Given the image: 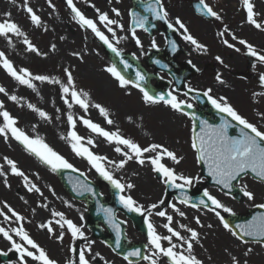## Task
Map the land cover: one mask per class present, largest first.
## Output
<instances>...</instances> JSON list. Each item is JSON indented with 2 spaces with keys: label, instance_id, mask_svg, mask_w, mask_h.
Returning <instances> with one entry per match:
<instances>
[{
  "label": "snow or ice",
  "instance_id": "obj_1",
  "mask_svg": "<svg viewBox=\"0 0 264 264\" xmlns=\"http://www.w3.org/2000/svg\"><path fill=\"white\" fill-rule=\"evenodd\" d=\"M47 2L50 7L55 8L52 0H47ZM65 3L72 13V20L86 33L90 32L102 46H105L118 58V63L122 65L123 71L121 67H118L117 62L109 63L103 70L115 79L118 86L125 90L127 95H131V92L128 91L129 89H136L141 93V100L145 105L155 106L162 104L190 119V148L193 150L194 159L198 164L202 165L201 171L206 168L207 177H210L220 187L221 191L228 190V194H230L234 186L249 174L257 182L264 184V126H261L260 123L264 121V110H257L256 122H253L234 107L227 97H214L212 88H207L201 93L200 90L189 85L184 96L187 97L189 93H197L195 98L199 99L200 95H202L207 98L216 113L220 114V122L218 124L210 123L207 119H201L195 112L187 111L194 109L196 105L190 103L187 99H180L176 94L178 89H171L166 93L150 90L147 87L149 75L140 67H134L125 58L123 50L119 47L121 42L131 39L140 49L141 54L147 55V52L144 51V43L137 35V29L149 32V26L155 27V24H152V20H155L163 21L169 29L178 32L182 39L192 45L197 52L208 51L207 46L192 35L188 26L179 16L175 18L174 22L169 19L170 13L165 7L164 0H140L143 5V12L147 13V15L135 9H130L128 12L130 28L126 35L120 34L125 32V25L121 22L120 18L123 13L119 7L113 6L108 10H102L95 3H89V0H84V3L94 9L96 14L95 17H89L77 6L76 0H65ZM108 3L112 4L113 0H108ZM115 3L119 4L121 0H115ZM242 6L245 13L244 22L264 33V11L259 8L257 0H242ZM24 10L27 12L32 25L37 28L43 27L45 32L49 31L44 26L41 16L30 6L28 0H24ZM196 10L202 16L214 18L222 23L223 28L217 35L223 39V43L227 48L241 52V47H238V44L243 47L246 55L253 57L256 63L264 65V50H258L248 39L239 37L234 31L229 29L227 24H223L224 17L221 12L210 5L207 0H199L196 4ZM6 16L9 18L0 21V37L4 38L7 44L15 47L13 37L23 38L22 43L27 53L44 58H47L50 53L58 51V45L50 43L49 51L42 52L28 38L21 25L10 19L11 13H6ZM226 36H230V39L225 38ZM60 39L63 40L64 37ZM85 40H87V36H85ZM169 44L171 45V50L175 53L178 50L176 41L170 40ZM150 47L152 49L159 48L154 38L150 42ZM69 55L83 62L85 52L71 51ZM132 56L133 59H139L136 53H132ZM215 59L220 64H224L221 56L218 55ZM153 63L160 65L161 61L154 60ZM188 63L191 64L192 62L188 61ZM256 63L253 64V68L256 67ZM162 67L167 68V65H162ZM192 67L195 68L196 66L193 64ZM0 69L16 83L37 95H40L39 84L57 87L60 100L66 105V109L62 114H66V121L69 125V130L61 139L66 141L75 156L86 161L87 165H89V171L94 170L112 189L116 190L117 201L123 209L128 213H136L144 218L147 242L143 249L133 248L122 255L126 264H137L138 261H147V264H205L204 260L195 254L196 245L199 244L200 247H203L201 233L197 228L185 223H179L176 220L177 216L187 219L186 211L178 205L195 209L198 212L213 213L223 229L237 241L248 245L251 240L264 249V211L252 216L246 222L233 224L222 213L235 216L234 210L226 206L207 189L204 190L202 197L198 201H194L193 197L188 195L187 190L191 189L194 183L201 182L202 177L199 175H187L179 171V167L185 161V156L161 143L153 142L141 145L135 139L122 134L119 128L110 130L109 127L93 121L88 115L91 108H95L100 116L103 117L105 125H115L109 109L100 103H94L90 93L77 86L71 66H61L59 75L34 73L27 67L17 68L6 52L0 51ZM127 70L134 71V79L125 75ZM216 80L220 84L225 83L220 75L216 76ZM259 81L264 85V72L259 75ZM0 96L19 105L21 108L26 107L44 122L51 123L54 118L60 119V115L54 117L37 104L31 102L22 103L23 97L11 94L2 85H0ZM5 99H0V138H3L6 143L10 140L17 142L28 154L35 157L53 173L70 170L71 172L79 173V177H84V179L78 177L73 182L72 191L77 196L89 194L96 199L98 214L103 213L105 220L116 233L115 246L112 250L120 254L119 250L124 239L121 225L127 222L118 221L115 209L105 207L104 204L99 202V197L103 196V192H97L96 188L88 182L87 173L77 168L38 133L33 135L20 127L19 118L14 116L7 108ZM74 108L80 109L83 114L75 115L71 111ZM56 112L61 113V109L57 108ZM129 120H131V117H129ZM78 125L83 126L91 135H81L77 130ZM36 128L37 125H33V132H35ZM236 129H239L238 134H230V130L234 131ZM96 138H100V140L110 146L112 151L118 156V159H112L108 155L94 151V149L99 147ZM2 159L4 163H0V177L3 178L5 186L11 188V184L8 182V176L11 174L22 178L27 192L38 194L42 201L47 200L42 188L18 166L16 160L8 156H4ZM131 163L140 167H149L166 188L179 190V196L176 197L177 202L165 204V199L162 198L158 202L145 205L135 199L131 191L137 185L117 175V172L125 170ZM5 166H7V171ZM36 176L39 177V173H36ZM240 187L243 196L252 201L255 208L264 209V202L255 203L257 199L255 191L250 189L247 184H242ZM48 190L53 196L56 195L54 187L49 186ZM21 199L24 198L21 197ZM24 202L27 203L28 201L25 200ZM66 203L69 208L73 207L70 202ZM4 206L8 209V212L0 209V216H3L6 221H11L15 218V221L21 223L10 230L0 226V236L9 241L12 248L20 254L21 264H28L26 258H31L36 264H59V261L52 258L46 249L24 229L22 222L25 217L15 209H12L6 202ZM38 207L49 209L51 216L56 218L41 223L39 225L41 229L46 230L51 237L60 243L64 241L66 234H70L73 243L69 248L71 257L67 264H92L89 254L92 253L94 241H90L85 247L79 249L75 245V241L86 239L82 226L67 218L63 211L50 209L47 202H41ZM9 212L11 215L8 214ZM153 216L163 219L162 228L166 230V234L162 233L158 226L153 223ZM80 218L83 220V214H81ZM194 222L200 228L205 227L199 215L194 217ZM54 225L59 226L61 229L59 233H57ZM207 227L211 229L213 225L208 224ZM181 230L186 232L187 236ZM14 236L18 237L21 242H17ZM225 251L230 258V264H249L247 258L253 253L254 248L247 247L246 251L240 256L227 249ZM96 257L101 260L104 259L99 253H96L93 259ZM210 259L211 257H209ZM104 264H109V262L105 260Z\"/></svg>",
  "mask_w": 264,
  "mask_h": 264
},
{
  "label": "rangeland",
  "instance_id": "obj_2",
  "mask_svg": "<svg viewBox=\"0 0 264 264\" xmlns=\"http://www.w3.org/2000/svg\"><path fill=\"white\" fill-rule=\"evenodd\" d=\"M195 0H164L165 7L170 13L169 19L174 22L175 18L179 16L181 20L188 26L190 32L201 43L207 46V52H197L192 45L184 41L178 33L179 42L183 47L184 52L177 59L181 65L191 61L190 66L194 64L197 68L204 69L205 65H209L210 69L215 65L218 69V74L213 72H206L197 78L193 79L186 86L204 91L207 88H212V95L215 97L224 96L228 101L233 104L243 115L251 121L256 122L257 110H264V87L261 86L259 75L264 72V65L256 63V67L249 65L245 55L246 52L242 46L241 52H236L233 49L227 48L223 39L217 33L222 30L223 25L220 21L212 24L204 19H200L195 15L190 7V2ZM77 6L81 8L89 17H95L94 9L90 8L84 0H76ZM215 9L219 10L224 17L223 24H227L231 31H234L239 37L248 39L253 43L258 50H264V33L254 29L252 26L246 24L245 13L243 11L242 0H207ZM31 7L39 14L43 20L45 27L49 31L45 32L43 27L37 28L31 24L27 12L24 10V0H0V21L8 19L6 13H11L10 19L21 25L22 29L27 33L28 38L31 39L42 52L49 51L50 43L58 45L56 53H50L47 58L36 56L27 53L22 43L23 38L13 37L15 47L6 43L5 39L0 37V51H5L8 57L14 62L17 68L27 67L34 73H51L59 75L61 66H71L73 74L76 79L77 86L88 91L94 103H100L107 107L110 111L112 119L115 121L114 126L105 125L103 117L100 116L95 108L89 109V116L93 121L101 123L109 127L110 130L119 128L122 134L135 139L141 145L149 143H161L176 150L181 155L185 156V161L179 167L187 175L201 176L200 167L194 159L193 150L190 148V127L191 121L188 117L182 116L164 105L147 106L142 103L141 93L136 89H129L131 95H127L125 90L118 86V83L103 69L111 63V59L101 46V43L96 40L91 33H86L82 30L75 21L72 20V13L67 7L65 0H52L55 8L49 6L47 0H28ZM89 3H95L97 7L102 10H108L110 7H119L123 16L120 18L121 22L125 25V32L120 33L126 35L130 28L127 24V5L124 1L119 4L113 0L112 4L108 0H89ZM259 8L264 11V0H257ZM137 35L144 43V51L147 55L154 49L150 47V42L154 38L159 46L158 49L165 48V43L162 41V35L158 33L153 36H143L137 32ZM87 36V40H85ZM64 37L63 40L60 38ZM225 38L230 39V36ZM121 42L119 47L123 50L124 54L136 53L139 57V62L142 67L148 71L152 78L151 83L153 86L157 85L158 80H165L171 83V89L174 85L168 77L159 72H155L148 66V56L142 55L140 49L135 42L131 39ZM86 45V47H85ZM127 45V46H126ZM71 51H84L85 57L83 62L73 58L69 55ZM98 53V54H97ZM221 56L224 64H220L215 57ZM189 64V63H188ZM251 68L252 73L256 76V80H251L247 75L248 68ZM213 71V70H212ZM222 76L225 81L220 84L216 80V76ZM163 77V79H161ZM0 85L6 87L11 94L23 97L22 103L31 102L47 110L54 117L60 115V119H53L51 123L42 121L36 114L32 113L26 107L21 108L19 105L6 100L3 96L0 99H5L7 108L13 113L14 116L19 118L20 127L29 132L30 134H39L46 139L56 150L69 159L77 168L82 172L87 173V177L96 182L103 192V196L110 199L109 185L101 180L94 170L89 171V165L86 161L75 156L68 147L65 140L61 139L66 135L69 130V125L66 121V114H62L66 109V105L60 100L57 87L39 84L40 95L32 92L29 89L19 85L12 80L2 69H0ZM181 95H179L180 97ZM180 99L183 100L182 97ZM189 101V100H188ZM190 102V101H189ZM191 103V102H190ZM60 108L61 113H57L56 109ZM71 111L75 115H82V111L74 108ZM131 117V120H129ZM142 117V119H141ZM261 126H264V121H261ZM33 125H37L35 132H33ZM79 133L84 136H89V133L83 126L78 125ZM99 147L94 149L100 154L108 155L112 159H118V156L112 151V148L104 143L100 138H96ZM8 156L17 161L18 166L25 171V173L37 183L47 198L42 201V198L35 193L27 192L24 187L23 180L20 177L8 176V182L11 188H8L3 183V178L0 177V209L8 212L5 208V202L25 217L22 225L26 231L29 232L31 237L36 240L42 247L46 249L49 255L59 261V264H67L71 253L69 251L73 241L70 234L65 235L62 243L56 241L50 234L39 227L41 223L47 222L49 219H56L51 216L49 209H41L38 205L41 202H47L49 208L56 211H63L66 217L72 219L75 223L82 226L86 239L75 241L76 247L79 249L85 247L90 241L92 244V253L89 254V259H92V264H104L107 260L109 264H126V261L118 257L111 249L103 242L92 239V233L87 227V212L88 209L84 202H79L69 197L65 192L61 183L58 180L56 173H53L48 167L41 164L35 157L28 154L22 146L15 141H8L7 143L3 138H0V163H4L3 157ZM199 166V165H198ZM7 171V166H5ZM39 173V177L36 176ZM138 173V175H136ZM118 176H122L124 180L135 183L137 187L131 191V194L140 203L148 205L158 202L160 199H165V204L177 202L173 198L169 202L166 191V186L157 177L155 173L147 166L140 167L131 163L125 170L117 172ZM204 179L201 182L194 183L192 190L202 189L204 192L207 189L213 195H216L226 206L231 207L236 215H246L251 209H254L253 202L249 201L246 197L243 202H237L230 195L221 192L215 187L203 186ZM242 184H247L250 189L257 193L255 203L264 202V184L254 181L252 178H244L241 180L239 187ZM49 186L54 187L56 195L53 196L49 192ZM156 187L158 189L159 197H152L148 188ZM241 189V187H240ZM11 190L16 194V201L10 200L6 196L5 191ZM23 197L24 199H21ZM28 201L25 203L24 201ZM66 202H70L73 207L69 208ZM180 206L187 213V219L176 217L179 223L188 224L191 227L197 228L201 233V243L196 245L195 254L204 260L205 264H230V258L227 255L225 248L228 251L240 256L247 247L254 248L253 253L247 258L249 264H264V249L259 245L249 243L244 245L232 237L223 227L219 224L213 213L211 212H198L195 209L187 208L183 205ZM163 207V206H162ZM35 209V211H33ZM11 215V213H8ZM83 214V220L80 216ZM225 217L230 216L228 213H222ZM199 215L205 227L200 228L194 222V217ZM121 221H126V237L129 243H145L146 237L138 232L133 226L132 222L126 216L118 214ZM153 223H155L162 233L166 234V230L162 228L164 223L162 218L153 216ZM15 220V218H13ZM7 222L3 216H0V223ZM16 222L19 226L21 222ZM8 223V222H7ZM208 224H212L213 228L209 229ZM4 227V225H2ZM105 232L108 234L106 228L101 225ZM57 233L61 231L59 226L54 225ZM182 233L187 236L186 232ZM14 235V234H13ZM17 242H21L18 237H15ZM57 247L59 251L57 252ZM59 253V255L57 254ZM96 253H99L104 259L99 257L93 259ZM0 255H9L10 261L8 263L0 264H21L20 254L16 252L9 241L0 236ZM209 257L211 259L209 260ZM28 264H36L31 258H26ZM138 264H147V261H142Z\"/></svg>",
  "mask_w": 264,
  "mask_h": 264
},
{
  "label": "water",
  "instance_id": "obj_3",
  "mask_svg": "<svg viewBox=\"0 0 264 264\" xmlns=\"http://www.w3.org/2000/svg\"><path fill=\"white\" fill-rule=\"evenodd\" d=\"M198 2H193L192 3V7L194 8V10L198 13V15L202 16L197 10H196V4ZM140 9H143L142 5L137 6L136 10L140 11ZM147 15V13H144ZM204 17V16H203ZM208 20H211L212 18L206 17ZM163 22V21H162ZM164 23V22H163ZM166 26L167 24L164 23ZM150 31H153L155 28L149 26ZM168 31V40H175V34L173 33L172 29H169L167 27L166 29ZM177 43V42H176ZM169 44V43H168ZM178 45V44H177ZM105 47V46H104ZM169 48V55L171 56H175V53L177 54V52H180V48L178 45V50L173 53V51L171 50V45L169 44L168 46ZM106 51L110 54V58L113 62H117L118 67H121L122 71H123V67L122 65H119L118 63V58L115 57V55L113 53H111L110 50H108L105 47ZM126 59L129 60L130 63H132L134 65V67H139V63L131 58V57H127L126 55H124ZM150 63L155 65V69L156 70H160V71H167L168 73L171 74V76H173L175 82L178 85V91H182V87L185 85V82L190 80L191 78H193L195 75L194 73H189L187 71L184 72V74L180 77L174 76V72L172 70V68L169 67V65H167L165 62L162 61V56L163 54H159V53H153L150 55ZM154 60H160L161 64L157 65L155 63H153ZM162 65H167V68L162 67ZM141 68V67H140ZM142 69V68H141ZM143 70V69H142ZM144 71V70H143ZM125 75L128 76L129 78L134 79V71L133 70H127L125 71ZM149 82H150V78H149ZM147 87L155 92H163V90L161 88H159L158 90H155L153 88L150 87V83H148ZM191 98H193L199 105V109H189L187 111L190 112H195L196 115H198L201 119H207L209 120L210 123H216L218 124L220 122V114L216 113L215 109L212 108L211 104L207 101L206 97H203L202 95H200L199 99H196L195 97L197 96V93H189L188 94ZM239 129H236L234 131L230 130V134H238ZM202 168V165H201ZM57 177H59L64 189L66 190V192L68 193V195H70L71 197H73L74 199L78 200V201H84L87 204V207L89 209L88 212V227L92 230L93 235L95 238L98 239H102L108 246H111V248H113L115 246V240H116V233L114 232V230L110 227V225L107 223V221L104 218L103 213H99L98 214V204L96 199L92 198L89 194H85L84 196H77L73 191H72V186H73V182L79 177V173H74L71 172L70 170H65L62 172H57ZM252 178H254L251 174H249ZM202 177L207 180V182L204 184L205 187H211V186H215L216 188H220L218 185H216L214 183V181L210 178L207 177V171L206 168L202 171ZM80 179H84V177H79ZM88 182H90L92 184L93 187L96 188L97 192H100V187L91 182L89 179H87ZM239 183H237L236 185L238 186ZM236 185L234 186V188L231 190L230 195H233L235 197V199L239 202L243 201V199L245 198L242 194L241 189L237 188ZM188 191V195L193 197L194 201H198L200 199V197H202L203 193L202 192H196V191H191V190H187ZM224 193L228 194V190H223ZM116 190L112 189L110 186V194H111V200L107 201L103 196L99 197V202L104 204L105 207H112L115 209L116 211V217L117 214L119 212H121L122 214H125V216H127L129 219H131L133 221L134 226H136V228L144 235L146 236V225L144 224V218L139 216L136 213H128L125 209H123V207L118 203L117 198H116ZM167 195L168 197L171 199L172 196H179V190L177 189H171V188H167ZM89 197H91L92 200L89 199ZM264 211V209H259L256 208L254 210H252L249 215L247 216H230L229 217V221L233 224L235 223H243L246 222L248 220H250L252 218V216L259 214L260 212ZM118 221H120L117 218ZM100 224H104L107 229L109 230V234L110 236L107 237L105 236V234L102 232L100 227ZM121 227L123 228V235H124V239L122 240V247L119 250L120 254H118L119 256L122 257V255L124 253H126L128 250H131L133 248H144L145 244H138V245H130L128 243H126V237H125V232H126V228L125 225L122 224ZM249 242H252L251 240ZM116 253V252H115ZM135 260V258H133ZM9 258L6 255H3L0 257V261H8ZM141 261H138L137 263H139Z\"/></svg>",
  "mask_w": 264,
  "mask_h": 264
},
{
  "label": "bare ground",
  "instance_id": "obj_4",
  "mask_svg": "<svg viewBox=\"0 0 264 264\" xmlns=\"http://www.w3.org/2000/svg\"><path fill=\"white\" fill-rule=\"evenodd\" d=\"M149 190H150V192H151V194H152V197L153 198H155V197H159V193H158V189L156 188V187H150V188H148ZM1 191V190H0ZM5 194H6V196H8L9 198H10V200H12V201H16L15 199H16V194H14L13 193V191H11V190H6L5 191ZM1 196L2 195H0V199H2L1 198ZM8 222V223H7ZM7 222H5V223H0V226H2V225H4V227L5 228H7V229H12V228H15V227H17V225H16V222H15V220H11V221H7ZM14 234V233H13ZM228 250V248H225V250ZM59 251V248L57 247V252ZM58 255H59V253H57Z\"/></svg>",
  "mask_w": 264,
  "mask_h": 264
},
{
  "label": "flooded vegetation",
  "instance_id": "obj_5",
  "mask_svg": "<svg viewBox=\"0 0 264 264\" xmlns=\"http://www.w3.org/2000/svg\"><path fill=\"white\" fill-rule=\"evenodd\" d=\"M125 1H126V2H125L124 4L127 5V24H130V18H129L128 12H129V10H130L131 7H132V4H131V3L133 2V0H125ZM127 24H126V25H127ZM162 33H163V31L160 29V30H159V34L162 35V41L165 43V42H166V41H165V37H164V34H162ZM128 43H129V42H128V40H127V45H129ZM127 45H126V46H127ZM206 67H207V66H205V69H206ZM209 69H210V67H209ZM209 69H206V71L209 70ZM212 70H213V71H212L213 74H216L217 71H218V70H217V67H216L215 65L212 66ZM213 96H214V95H213ZM180 97H182L183 99H187V97L184 96V95H183V96H180ZM180 97H179V98H180ZM214 97H215V96H214Z\"/></svg>",
  "mask_w": 264,
  "mask_h": 264
}]
</instances>
